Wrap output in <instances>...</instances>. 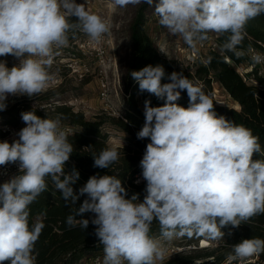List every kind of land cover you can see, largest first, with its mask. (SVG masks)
<instances>
[{
    "label": "clouds",
    "instance_id": "clouds-1",
    "mask_svg": "<svg viewBox=\"0 0 264 264\" xmlns=\"http://www.w3.org/2000/svg\"><path fill=\"white\" fill-rule=\"evenodd\" d=\"M153 3L113 0L118 7ZM154 13L161 26L194 51L209 33L228 34L221 51L241 57L246 25L264 14V0H158ZM76 29L99 43L110 26L76 0H0V57L19 60L11 68L0 61V111L9 95L32 98L48 89L54 55ZM251 59L262 64L264 54ZM165 76L162 65L131 72L141 92L165 101L156 107L144 102L145 123L137 138L151 142L140 161L146 181L142 202L138 195L126 198V188L114 175H93L75 193L72 186L79 172H65L73 144L60 120L41 118L34 111L21 113L26 126L16 133L18 139L0 141V166H19L18 174L0 184V264H36L35 245L45 225L39 220L30 225V205L47 190L49 177L66 203L75 205L87 196L65 223L69 229L85 230L89 220L77 217L94 214L91 223L103 246L102 264H163L164 242L193 234L219 242L224 240L222 228H236L264 214V159H253L254 153L264 151L259 138L245 126L218 117L202 86L177 72L162 83ZM185 90L187 108L176 103ZM93 158L94 167L109 169L120 153L104 148ZM154 220L160 237L149 235ZM261 253L264 239H243L232 245L227 260L244 262Z\"/></svg>",
    "mask_w": 264,
    "mask_h": 264
},
{
    "label": "trees",
    "instance_id": "trees-1",
    "mask_svg": "<svg viewBox=\"0 0 264 264\" xmlns=\"http://www.w3.org/2000/svg\"><path fill=\"white\" fill-rule=\"evenodd\" d=\"M149 9L150 7L147 4H143L131 26L133 57L123 79L124 93L127 96V112L125 113L127 122L121 118L108 117H97L95 120H88L82 112H75L66 105H56L53 112H47L46 109L40 110L28 104L23 106V109L20 106L19 108L14 107L12 110L0 111V141L7 140L9 143L14 141L10 139L11 131L3 129L2 126L15 127V123L11 119L22 112L34 111L37 116L48 119L53 115L54 119H59L60 122H65L74 128V132L67 135L69 142L73 144V153L65 164V172L70 173L73 168L79 172V179L72 186L75 193L78 194L79 189L93 175H114L122 181V185L126 188L128 193L126 198L130 199L133 195H138L139 201L142 202L146 195V181L143 179L141 183H136V179L138 175H142L140 161L143 158L147 144L151 142L149 138H137V133L145 123L144 102L150 100L151 106L156 107L162 106L165 101L158 99L147 91L141 92L138 82L131 77V72L139 71L148 65H162L166 73L162 83H169L168 76L173 72L182 73L193 83L197 76L203 78V91L213 102L217 116H224L235 124L250 129L253 135L259 138L261 148L264 150V77L259 75L257 68L248 75V78L253 77L255 83H248L237 71V67L240 65L254 64L250 50L257 49L264 52V14L252 19L246 25L247 35L239 46L244 50V56L237 57L232 52H222L221 45L225 42L228 34L219 36L218 48L211 51L207 64L199 67L193 74L186 69H180L155 47L146 27ZM214 82L219 83L237 103L235 108L217 105L212 89ZM50 95V92L47 93V98L50 99ZM176 103L185 108L189 106L186 90L181 92V98ZM108 123L127 133L129 143L122 148H117L120 158L116 163L111 165L109 169H100L93 166V155H98L104 148H111L108 143L109 134L105 130ZM253 159H264V151L254 153ZM86 198V195L80 196L75 205L66 203L61 197V193L51 186L30 205V225L37 222L36 218L39 216H42L39 221H42L45 225L35 245L37 264H51L50 262L55 260L58 255L68 254V251L74 250L76 247V245L73 248L71 247L73 243L76 241L83 242L86 237H82V235H87L88 232H93L90 229L96 228L95 225L93 227L89 224L85 230L79 226L69 229L65 223L66 217L74 212L75 208H79ZM90 214V212L84 213L77 219H87ZM221 231L225 233L223 238L226 240L221 247H228L225 249L227 252L219 257L218 261L225 262L228 255L232 253V249H229L232 248V245L240 243L243 239H264V214L253 217L239 227L233 228L229 225L222 228ZM229 232H231L230 235ZM157 233L160 234V227L158 222L154 220L149 235L155 237L154 235ZM193 236L197 241L202 237L195 234ZM93 250L101 251L103 246L86 245L79 254L83 255ZM257 257V263L264 264V253ZM196 258L198 256H188L183 259L189 263ZM74 260L65 264H73ZM179 261L174 259L169 264H181Z\"/></svg>",
    "mask_w": 264,
    "mask_h": 264
},
{
    "label": "rangeland",
    "instance_id": "rangeland-1",
    "mask_svg": "<svg viewBox=\"0 0 264 264\" xmlns=\"http://www.w3.org/2000/svg\"><path fill=\"white\" fill-rule=\"evenodd\" d=\"M76 3L84 4L87 10L104 18L110 26V31L102 37L99 43L91 41L79 29L70 32L67 46L58 49L54 55L53 64L49 69L52 80L48 89L32 98L27 95H9L6 101L7 107L3 111L20 106L22 108L31 104L40 110L46 109L47 112H53L56 105H66L75 112H82L88 120H95L97 117L120 118V115H125L127 98L124 94L123 79L133 57L131 26L143 4L118 7L113 4V0H76ZM156 3L158 0H154L147 12L148 22L146 26L155 47L180 69H186L195 74L199 67L207 64L211 51L216 50L215 44L216 42L218 44L219 35L209 33L206 40L198 42V51H194L184 42L182 37L171 34L168 29L159 24V18L154 13ZM252 50L253 54H264L260 50ZM0 61H6L9 68L19 63V60L12 55L0 57ZM257 68L258 64L255 63L252 65L243 64L237 67V71L248 83H255L253 77L248 78V75ZM202 79L197 76L194 83L202 86ZM212 89L217 105L235 108L237 103L219 83L214 82ZM49 92L51 93L50 99L46 96ZM50 119H54V116L51 115ZM11 120L15 123V127L2 126V128L6 130L9 128L11 131L10 139L15 140L18 139L16 133L26 125L22 121L21 113ZM109 123L105 130L109 134L108 143L110 147L117 149L128 145L129 135ZM60 124L67 125L65 122H60ZM12 175L15 174L12 173ZM6 180L1 181L0 184ZM51 186L56 188L49 177L47 178V188ZM41 218L42 216H39L36 220ZM93 218V213L87 218L92 226L91 220ZM90 230L93 232L82 235V237H86V240L83 239V242L76 241L72 244V248L76 245L74 250L68 251V254L58 255L50 263L65 264L77 258L73 264H91V257L104 254L103 250L79 254L86 245L100 246L95 235V229ZM154 236L160 237V234L157 233ZM223 239L216 244L213 242L207 249H199L202 240H211L205 236H202L198 241L193 235H185L177 237L169 243L164 242L165 249L174 248V251L170 250L172 253L165 256L163 264H169L174 259L180 260L181 264H229L228 260L225 262L218 261V258L227 252L225 249L228 246L221 247L222 243L226 242L225 238ZM179 248L184 249V251H179ZM188 256H198V258L187 263L183 258ZM257 259L258 257L254 256L247 261H234L231 264H258Z\"/></svg>",
    "mask_w": 264,
    "mask_h": 264
},
{
    "label": "built area",
    "instance_id": "built-area-1",
    "mask_svg": "<svg viewBox=\"0 0 264 264\" xmlns=\"http://www.w3.org/2000/svg\"><path fill=\"white\" fill-rule=\"evenodd\" d=\"M219 37V36H218ZM217 41V40H216ZM216 46H215V48L217 49L218 48V44H217V42H216V44H215ZM264 46V45H263ZM214 48V49H215ZM253 50H251V52H250V55H251V57H252V55H254V54H256V53H254L253 54V52H252ZM258 73H259V75L260 76H263L264 77V63H262V64H258ZM125 94V93H124ZM126 96V95H125ZM126 98H127V96H126ZM121 119H123V120H125L126 122H127V120L125 119V115H120L119 116ZM61 127H62V129L66 132V134L67 135H70V134H72L73 132H74V128L72 127V126H70V125H61ZM7 128V127H6ZM7 130H10L9 128L7 129ZM18 172H19V166H18V163L17 164H8V165H6V166H0V182L1 181H3V180H6V179H8V177L9 176H11V174L12 173H14V174H18ZM139 180V183H141L142 181H143V177H142V175H138L137 176V179H136V183H137V181ZM204 240H202L201 241V244H202V242H203ZM208 243H209V246H211L212 244H213V242L216 244V243H218V242H215V241H212V240H210V241H207ZM169 243V242H168ZM200 246H202V245H199V248H200ZM174 248H167L166 249V251H165V256L169 253H172L174 250H173ZM170 250H172V252H170ZM179 251H184V249H182V248H179L178 249ZM192 250V249H191ZM176 252V251H175ZM103 256H104V254H102V255H95V256H93V257H91V264H102V261H103ZM258 260V259H257ZM125 264H127V262H125ZM259 264V263H258Z\"/></svg>",
    "mask_w": 264,
    "mask_h": 264
},
{
    "label": "bare ground",
    "instance_id": "bare-ground-1",
    "mask_svg": "<svg viewBox=\"0 0 264 264\" xmlns=\"http://www.w3.org/2000/svg\"><path fill=\"white\" fill-rule=\"evenodd\" d=\"M201 245H202V246H200L199 249H207V248L210 247V246H209V243L207 242V240H204V241L202 242Z\"/></svg>",
    "mask_w": 264,
    "mask_h": 264
}]
</instances>
